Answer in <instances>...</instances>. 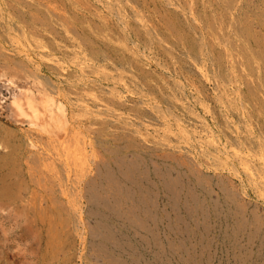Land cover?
Instances as JSON below:
<instances>
[{
  "label": "rangeland",
  "instance_id": "rangeland-1",
  "mask_svg": "<svg viewBox=\"0 0 264 264\" xmlns=\"http://www.w3.org/2000/svg\"><path fill=\"white\" fill-rule=\"evenodd\" d=\"M263 14L0 0V264H264Z\"/></svg>",
  "mask_w": 264,
  "mask_h": 264
},
{
  "label": "bare ground",
  "instance_id": "bare-ground-1",
  "mask_svg": "<svg viewBox=\"0 0 264 264\" xmlns=\"http://www.w3.org/2000/svg\"><path fill=\"white\" fill-rule=\"evenodd\" d=\"M238 1V0H237ZM233 3V2H232ZM235 3V2H234ZM249 4V3H248ZM254 4V3H253ZM253 7V6H252ZM251 11V10H250ZM255 13V12H254ZM249 15V14H248ZM264 15V14H263ZM247 16V15H246ZM262 17V16H261ZM245 19V18H244ZM247 19V18H246ZM12 21V20H11ZM262 22V21H261ZM7 26V25H6ZM248 26V25H247ZM252 30V29H251ZM242 31V30H241ZM10 32V31H9ZM234 35H236V34H234ZM237 37V36H236ZM257 39H258V37H256ZM247 39V38H246ZM249 40V39H248ZM246 42V41H245ZM235 44V43H234ZM255 44V43H254ZM246 45V44H245ZM245 49V48H244ZM251 49V48H250ZM16 52V51H15ZM18 55V54H17ZM104 55V54H103ZM4 59V58H3ZM7 60H8V58H7ZM14 61V60H13ZM18 63H21V62H18ZM5 66V65H4ZM9 66V65H8ZM21 66H23V65H21ZM127 66V65H126ZM10 68V69H9ZM1 69V68H0ZM8 69L9 70H11V67H8ZM20 69V68H19ZM6 70V69H5ZM8 70V71H9ZM13 70V69H12ZM11 70V71H12ZM20 70H22V69H20ZM10 71V72H11ZM16 72V71H15ZM114 72V71H113ZM14 74V73H13ZM135 80V79H134ZM10 83H12V81H10ZM110 83V82H109ZM131 83V82H130ZM52 89H53V87H52ZM101 90V89H100ZM126 92V91H125ZM142 92V91H141ZM122 94V93H121ZM144 95V94H143ZM86 105V104H85ZM59 107V106H58ZM60 108V107H59ZM61 109V108H60ZM60 109H59V111H60ZM102 109V108H101ZM106 109V108H105ZM22 110V109H21ZM154 110V109H153ZM65 111V110H64ZM62 115L64 116L65 114H64V112H62ZM141 124V123H140ZM142 125V124H141ZM122 129V128H121ZM122 131V130H121ZM127 131V130H126ZM16 134V133H15ZM87 136V135H86ZM122 136V135H121ZM13 137H12V135L10 134V132H8V130L6 129V128H4V126H2L1 124H0V146H3V144H7V146H8V144H9V142H10V140L12 139ZM121 138V137H120ZM128 138V137H127ZM121 140V139H120ZM13 141V140H12ZM55 142V141H54ZM3 143V144H2ZM13 143V142H12ZM52 143V142H51ZM54 144V143H53ZM10 145V144H9ZM17 148H19V145L17 144ZM134 146V145H133ZM16 147V146H15ZM131 147V146H130ZM47 153V152H46ZM41 154V153H40ZM48 154V153H47ZM10 155H14V151H12V152H10V153H8V155L7 156H10ZM3 156V155H2ZM6 156V155H5ZM38 156H39V154H38ZM44 156H45V154H44ZM58 156V155H57ZM192 156V155H191ZM11 158V157H10ZM34 158V157H33ZM36 158V157H35ZM3 159V158H2ZM47 159V158H46ZM58 159V158H57ZM68 159V158H67ZM193 159V158H192ZM11 160V159H10ZM36 160H38V159H36ZM35 160V161H36ZM124 160V159H123ZM1 161H3V160H1ZM32 161V160H31ZM4 163H8V162H5V161H3ZM58 162V161H57ZM200 162V161H199ZM3 163V164H4ZM98 163V162H97ZM122 163V162H121ZM1 164V163H0ZM45 164V163H44ZM47 164V163H46ZM38 165V164H37ZM66 165V164H65ZM202 165V164H201ZM6 166V165H5ZM9 166V165H8ZM15 166V165H14ZM39 166H41L40 164H39ZM109 166V165H108ZM125 166V165H124ZM123 166V167H124ZM145 166V165H144ZM209 166V165H208ZM42 167V166H41ZM48 167V166H47ZM67 167V166H66ZM126 167V166H125ZM139 167H141L140 165H139ZM143 167V166H142ZM141 167V168H142ZM198 167H199V165H198ZM5 168V167H4ZM6 168H7V166H6ZM29 168V167H28ZM128 168V167H127ZM212 168V167H211ZM19 169V168H18ZM125 169V168H124ZM159 169V168H158ZM200 169H201V167H200ZM200 169H198L199 170V172H200ZM16 170V169H15ZM33 170V169H32ZM127 170V169H126ZM128 170H129V168H128ZM148 170V169H147ZM161 170H163V169H161ZM169 170V169H168ZM194 170H196V169H194ZM193 170V171H194ZM1 172H2V167H1V170H0ZM11 171L12 172H14V169L12 170L11 169ZM10 171V172H11ZM113 171V170H112ZM0 172V173H1ZM21 172V171H20ZM148 172H149V170H148ZM168 172V171H167ZM172 172V171H171ZM192 172V171H191ZM230 172V171H229ZM19 173V172H18ZM67 173V172H66ZM89 173V172H88ZM109 173H110V171H109ZM138 173V172H137ZM169 173H170V171H169ZM182 173V172H181ZM194 173H195V171H194ZM233 173V172H232ZM40 174V173H39ZM114 174V173H113ZM196 174H198V173H196ZM200 174H201V172H200ZM1 175V174H0ZM8 175H10V173L8 174ZM30 175V174H29ZM33 175V174H32ZM96 175H98V174H96ZM112 175V174H111ZM166 175V174H165ZM168 175V174H167ZM170 175V174H169ZM193 175V174H192ZM199 175V174H198ZM11 176V175H10ZM31 176V175H30ZM182 176V175H181ZM184 176V175H183ZM0 177H2V176H0ZM33 177V176H32ZM46 177V176H45ZM115 177V176H114ZM185 177V176H184ZM4 178V177H3ZM107 178L109 179V177L107 176ZM146 178V177H145ZM186 178V177H185ZM210 178V177H209ZM34 179V178H33ZM37 179V178H36ZM111 179V178H110ZM113 179V178H112ZM115 179V178H114ZM120 179V178H119ZM148 179V178H147ZM179 179V180H178ZM182 179H184V178H182ZM1 180V179H0ZM189 180V179H188ZM197 180V179H196ZM4 181H5V179H4ZM22 181V180H21ZM39 181H40V179H39ZM61 181V180H60ZM114 181V180H113ZM177 181H180V177L178 178L177 177ZM187 181V180H186ZM198 181H200V179L198 180ZM0 182H3V180H1ZM20 182V181H19ZM180 182H183V181H180ZM179 182V183H180ZM185 182V181H184ZM183 182V183H184ZM190 182V181H189ZM17 183V182H16ZM23 183V182H22ZM26 182H24V184H25ZM137 183V182H136ZM178 183V182H177ZM176 183V184H177ZM183 183H181L182 185H183ZM5 184V183H4ZM175 184V183H174ZM192 184V183H191ZM18 185V184H17ZM22 185V184H21ZM26 185V184H25ZM125 185V184H124ZM178 185V184H177ZM188 186V185H187ZM227 186V185H226ZM4 187V186H3ZM100 188V187H99ZM5 190H6V186H5V188H4ZM20 189V188H19ZM96 189V188H95ZM132 189V188H131ZM140 190H141V188H139ZM171 189V188H170ZM173 189V188H172ZM175 189H177V188H175ZM190 189V188H189ZM21 190V189H20ZM130 190V189H129ZM178 190V189H177ZM184 190V189H183ZM6 191H8V190H6ZM10 191V190H9ZM135 191V190H134ZM211 191H213V190H211ZM23 192V191H22ZM127 192H128V190H127ZM126 192V193H127ZM170 192H172V193H176L177 191L175 190V192H174V190L173 191H171L170 190ZM191 192H193V191H191ZM201 192V191H200ZM6 193V192H5ZM64 193V192H63ZM92 193V192H91ZM132 193V192H131ZM179 193H181V191L179 192ZM89 194V193H88ZM129 194H130V191H129ZM135 194V193H134ZM133 194V195H134ZM174 194H173V196H174ZM198 194V193H197ZM201 194H203V193H201ZM237 194V193H236ZM172 195V194H171ZM179 196L181 195V194H178ZM178 195L176 194L175 196L176 197H178ZM235 195V194H234ZM99 196H101V195H99ZM103 196V195H102ZM130 196H131V194H130ZM6 197H8L9 199L12 197V192H11V194H8ZM132 197V196H131ZM176 197H174V198H176ZM198 197V199H199V196H197ZM101 198V197H100ZM103 198V197H102ZM101 198V199H102ZM179 198V197H178ZM201 199V198H200ZM208 199H210L209 197H208ZM219 199V198H218ZM217 199V200H218ZM54 200V199H53ZM67 200V199H66ZM109 200V199H108ZM61 201V200H60ZM33 202V201H32ZM68 202V201H67ZM104 202V201H103ZM205 202V201H204ZM225 202V201H224ZM53 203V202H52ZM55 203V202H54ZM53 203V204H54ZM66 203V202H65ZM72 203V202H71ZM79 203V202H78ZM196 203H198V202H196ZM218 203V202H217ZM242 203V202H241ZM51 204V203H50ZM58 204V203H57ZM68 204V203H67ZM75 204V203H74ZM207 204V203H206ZM63 205V204H62ZM198 206L197 207H199V204H197ZM220 206H222L221 204H219ZM53 206V205H52ZM64 206V205H63ZM71 206V205H70ZM69 206V207H70ZM111 206V205H110ZM196 206V205H195ZM203 206H206V205H203ZM217 206H218V204H217ZM76 207V206H75ZM124 207V206H123ZM202 207V206H201ZM219 207V206H218ZM105 208V207H104ZM190 209H191V207H189ZM195 207H193V210H195V209H197V208H195ZM17 209V208H16ZM55 209V208H54ZM64 209H66V207H64ZM201 209H203V207L201 208ZM205 209V208H204ZM208 209V208H207ZM220 209V208H219ZM223 209V208H222ZM18 210V209H17ZM38 210H40V209H38ZM44 210H45V208H44ZM206 210V209H205ZM221 210V209H220ZM225 210V209H224ZM41 211V210H40ZM56 211V210H55ZM203 211V210H202ZM210 211V210H209ZM135 212H138V211H135ZM204 212V211H203ZM206 212V211H205ZM65 213H67V212H65ZM82 213V212H81ZM218 213H219V211H218ZM46 214V213H45ZM75 214V213H74ZM98 214V213H97ZM216 214V213H215ZM230 214V213H229ZM53 215V214H52ZM60 214H58V216H59ZM121 215V214H120ZM133 215H135V214H133ZM34 216L36 217V218H34L36 221L39 219H41V217L43 216V215H41V213H39V214H34ZM118 216V215H117ZM137 216L139 217V214H137ZM136 216V217H137ZM44 217V219L45 220H47L48 221V218L46 217V215H44L43 216ZM137 217V218H138ZM15 218V217H14ZM60 218V217H59ZM55 219V218H54ZM54 219H52V221L51 222H54ZM107 219H109V218H107ZM42 220V219H41ZM124 220V219H123ZM132 221H133V219H131ZM50 221V220H49ZM65 221V220H64ZM125 221H127V220H125ZM231 221V220H230ZM63 222V221H62ZM99 222V221H98ZM129 222H131V221H129ZM27 223V222H26ZM39 224H40V221L38 222V223H36V225L37 226H39ZM50 225V224H49ZM99 225V224H98ZM102 225V224H101ZM24 226V225H23ZM100 226V225H99ZM51 228V227H50ZM56 228V227H55ZM54 228V229H55ZM105 228V227H104ZM110 230V229H109ZM111 231V230H110ZM109 231V232H110ZM225 231V230H224ZM107 232V231H106ZM108 232V233H109ZM39 233V232H38ZM107 233V234H108ZM96 234V233H95ZM113 234V233H112ZM82 235V234H81ZM104 235H105V233H104ZM136 235V234H135ZM41 236V235H40ZM128 236V235H127ZM114 238V236H111V238ZM107 238H110V237H107ZM64 239H66V238H64ZM40 240V239H39ZM53 243H51L50 242V244H49V246L50 247H52L53 248V245H52ZM67 244V243H66ZM113 244V243H112ZM153 244V243H152ZM94 245V244H93ZM119 245V244H118ZM104 246V245H103ZM71 248V247H70ZM99 248V247H98ZM11 250V248H10V246H6V248L3 246V247H1V250L3 251V252H7L8 250ZM68 250V249H67ZM22 251V250H21ZM13 252V251H12ZM97 252V251H96ZM54 253V252H53ZM104 254V253H103ZM119 254V253H118ZM140 254V253H139ZM14 257H17V258H19V255L17 254V255H14ZM140 257V256H139ZM108 258V257H107ZM113 260V259H112ZM55 262V261H54ZM115 264V263H114ZM125 264V263H124Z\"/></svg>",
  "mask_w": 264,
  "mask_h": 264
}]
</instances>
